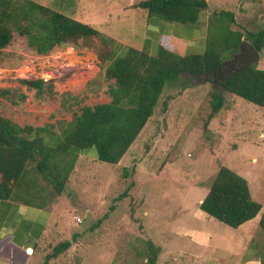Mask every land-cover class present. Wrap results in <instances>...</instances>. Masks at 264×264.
Wrapping results in <instances>:
<instances>
[{"label":"rangeland","instance_id":"1","mask_svg":"<svg viewBox=\"0 0 264 264\" xmlns=\"http://www.w3.org/2000/svg\"><path fill=\"white\" fill-rule=\"evenodd\" d=\"M14 1L21 5L26 0ZM32 1L139 49L149 37L151 52L157 51L159 37L148 36L147 17L142 15L145 10L133 5L140 0ZM255 6L257 9L258 4ZM217 8L213 1L206 12ZM239 23L245 30L257 31L264 28V14L241 18ZM179 27L185 26L164 22L161 33L173 35V42L182 52L205 48L204 32ZM3 52L0 86L20 87L19 78L55 79L58 95L52 102H39L35 90L25 85L22 90L28 98L22 105L13 106L0 98V113L21 124H47L55 120L53 115L65 116L63 126L57 129L56 125V129L67 130L43 135L49 145L63 142L73 130L72 114L65 113L60 105L62 93L86 96L82 105L111 100L106 90L110 83L92 50L56 46L40 55L29 46L26 35L14 29L13 40ZM261 53L258 66L264 69V51ZM187 81L188 87L184 78L166 87L155 114L119 163L100 160L96 147L81 151L60 203L51 209L50 237L41 239L40 250L31 249L30 257L19 264L43 263L58 243L74 240L75 234L78 236L72 246L49 264H150L149 241L161 248L157 264H261L264 106L225 93L226 106L209 120L211 93L219 87V75L209 73ZM164 101L168 103L166 110ZM221 164L247 178L253 198L263 205L255 218L237 228L200 208ZM133 181L129 195L120 198ZM80 206L86 209V215L77 222ZM20 216L9 215L0 242L5 240V232L17 227ZM203 233L209 235L207 242L200 241ZM0 264L10 263L0 260Z\"/></svg>","mask_w":264,"mask_h":264},{"label":"trees","instance_id":"2","mask_svg":"<svg viewBox=\"0 0 264 264\" xmlns=\"http://www.w3.org/2000/svg\"><path fill=\"white\" fill-rule=\"evenodd\" d=\"M133 5L146 9L151 18L183 25L179 28L189 31L204 24L201 17L209 6L207 0H140ZM206 25V45L202 51L179 52L171 35L163 34L156 53H152L149 40L139 49L38 2L26 0L20 5L14 0H0V60L4 48L13 40L14 29L26 35L29 46L40 55L48 54L56 46L92 50L97 54L102 75L110 83L106 90L111 96L109 102L82 105L86 96L70 91L62 93L60 105L72 114L73 130L58 145H49L43 138L45 133L53 132L54 123L22 125L0 113L1 197L40 208L52 205L66 191L78 157L85 149L96 147L100 160L119 163L155 114L166 87L178 79L184 78L188 87L187 79L193 76H205L208 72L219 75V87L211 93L209 120L226 106L225 93L264 106V69L258 63L228 75L220 73L223 62L240 50L243 39H250L264 51V28L245 30L235 12L227 9L209 14ZM18 81L20 87L0 86V98L13 106L22 105L28 98L23 85L35 90L39 102L57 99L54 78H19ZM163 105L166 110L167 101ZM128 170L127 167L126 174ZM133 186L134 181L119 197L128 196ZM200 208L237 228L255 218L263 205L253 198L247 178L221 164ZM102 221L103 218L99 219L98 224ZM260 225L264 231V210ZM76 236L72 241L58 243L41 264H49L69 249ZM149 248L150 264H157L161 248L152 241Z\"/></svg>","mask_w":264,"mask_h":264},{"label":"crops","instance_id":"3","mask_svg":"<svg viewBox=\"0 0 264 264\" xmlns=\"http://www.w3.org/2000/svg\"><path fill=\"white\" fill-rule=\"evenodd\" d=\"M207 1L209 5L208 8L211 7V2L216 1V5L218 6V8L214 9L212 12H214L215 10H219V9H227V10L234 11L236 14V19L238 23H239V19L241 18L250 19L256 15H259L262 17V15L264 14V0H207ZM256 4H258L257 9H255ZM144 10L146 12L143 11L142 15L144 17H147L146 23L149 29L148 36L155 34L159 37V41H160V37L163 35L161 33V26L164 25V22L157 18L149 17L148 11L146 9ZM212 12L208 13L205 11L203 13V14L205 13L206 14L204 16L205 18L202 19L204 22L202 28L195 29V30H200L201 32H204L205 36H206V27H207L206 24H207L208 16ZM195 30L193 32H195ZM171 37H173V35H171ZM146 40H149V37H147ZM173 43H174L176 50L179 52H182L178 49L176 42H173ZM125 44H129V43H125ZM129 45H132V44H129ZM36 116L37 114L35 113L33 115L34 121L36 120ZM64 119H65V116L63 115L55 116V120L50 121V123H54L55 127H54L53 132L49 134H55L57 132H63L64 130H67L65 128L62 131L57 130L58 126L59 127L63 126L65 122ZM26 124H31L34 126H45L46 125V124H38V123L34 124L32 122L26 123ZM56 125H57V129H56ZM70 127L71 128L73 127V124L71 125V122H70ZM0 182H1V176H0ZM61 197L58 201L54 202L52 205H48L45 208H40L37 206L24 204L22 202H16L10 199H5V198H2L0 195V233L4 231L8 217L11 213H17L18 215H21L18 220L17 227L13 230V232H5V237H4L5 240L0 242V260L8 262L10 264H13V263L19 264L21 261H24L30 257L31 255L30 252H32L31 249L35 251L40 250L39 241L43 239L44 237H46L47 235H49V237L51 235L50 234L51 230L48 231V223H49L50 218L52 217L51 209L52 207L60 203ZM85 215H86V211L82 216L85 217ZM200 238L201 237H199V239ZM208 240H209V235L203 233V236L200 241L207 242Z\"/></svg>","mask_w":264,"mask_h":264},{"label":"water","instance_id":"4","mask_svg":"<svg viewBox=\"0 0 264 264\" xmlns=\"http://www.w3.org/2000/svg\"><path fill=\"white\" fill-rule=\"evenodd\" d=\"M261 56V51L252 43L250 39H243L240 50L231 58L225 60L223 62V66H227L232 72H236L249 64L259 63ZM85 211L86 209L82 206L79 207L81 216L85 213Z\"/></svg>","mask_w":264,"mask_h":264},{"label":"flooded vegetation","instance_id":"5","mask_svg":"<svg viewBox=\"0 0 264 264\" xmlns=\"http://www.w3.org/2000/svg\"><path fill=\"white\" fill-rule=\"evenodd\" d=\"M232 71H231V69L229 68V67H227V66H224L221 70H220V73H222V74H224V75H228L229 73H231ZM209 73H211V72H208L207 74H209ZM212 73H215V72H212ZM206 74V75H207ZM195 79H197V78H199L200 76L199 75H197V76H193Z\"/></svg>","mask_w":264,"mask_h":264},{"label":"built area","instance_id":"6","mask_svg":"<svg viewBox=\"0 0 264 264\" xmlns=\"http://www.w3.org/2000/svg\"><path fill=\"white\" fill-rule=\"evenodd\" d=\"M46 80H48V79H46ZM76 220H77V222H82L83 221V217L81 215L77 216Z\"/></svg>","mask_w":264,"mask_h":264}]
</instances>
